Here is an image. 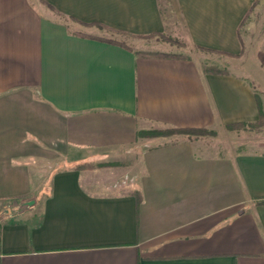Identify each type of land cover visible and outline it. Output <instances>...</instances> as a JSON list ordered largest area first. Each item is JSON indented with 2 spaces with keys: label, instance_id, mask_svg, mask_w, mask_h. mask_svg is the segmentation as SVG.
<instances>
[{
  "label": "crops",
  "instance_id": "obj_1",
  "mask_svg": "<svg viewBox=\"0 0 264 264\" xmlns=\"http://www.w3.org/2000/svg\"><path fill=\"white\" fill-rule=\"evenodd\" d=\"M255 1L0 0V264H264V142L218 143L264 119Z\"/></svg>",
  "mask_w": 264,
  "mask_h": 264
},
{
  "label": "rangeland",
  "instance_id": "obj_2",
  "mask_svg": "<svg viewBox=\"0 0 264 264\" xmlns=\"http://www.w3.org/2000/svg\"><path fill=\"white\" fill-rule=\"evenodd\" d=\"M259 3V0H256L252 6V10L250 11V14H254L255 17V30L252 32V38L254 37H264V5L260 8V10L255 11L256 9V5ZM165 38L159 37L156 39L150 38V37H144L142 39H146L145 41H137L139 43V46L143 45L146 46V44H149V47L155 43V42H162V43H168L170 44V46H172V48L174 49H182V42L180 40H177L175 38H172L170 36L164 35ZM167 38H172L173 40L169 42V40ZM136 42V41H135ZM215 63H217V65L220 68H225L226 70L232 72V73H237L239 75H243V73L238 72L236 70H234L232 67H230V65H228L226 62V60L219 56H211L210 57ZM264 120V119H263ZM230 130L233 129L235 132H232L231 134H229L228 136H224L219 138L218 143H220V145L223 144H238V142H264V126H263V121L262 124H258V122H256L255 124L252 125H247V124H234L232 126L228 127ZM166 129H171V128H166ZM166 129H154L151 131H147L149 132H164V130ZM205 132L203 134L200 135H185L183 133H175V134H151V135H146L143 138L145 139H149V138H155V137H174V136H187V137H212L211 135L213 134V132H209L205 129H203ZM232 138L234 140H232ZM219 145V146H220ZM103 153V152H102ZM137 157V156H135ZM106 158H110V159H106ZM133 156L127 152V155H122L119 153V155L116 154H95L93 156H91L89 159L84 160V162H87L88 164H90V167H95V168H126L129 167L130 165L134 164L136 160L132 159ZM136 159V158H135ZM47 188V186L45 187V189ZM3 211L2 209L0 210V219H2L3 217Z\"/></svg>",
  "mask_w": 264,
  "mask_h": 264
},
{
  "label": "trees",
  "instance_id": "obj_3",
  "mask_svg": "<svg viewBox=\"0 0 264 264\" xmlns=\"http://www.w3.org/2000/svg\"><path fill=\"white\" fill-rule=\"evenodd\" d=\"M90 25H94V24H90ZM146 37H156V38H159V37H162V38H165L164 37V34H159L157 36H146ZM170 41H172L173 39L172 38H167ZM174 41V40H173ZM183 46V45H182ZM181 46V47H182ZM199 50H202V51H208V50H205V49H202V48H198ZM257 105H258V109H259V120H258V124H262V121H263V112L261 110V106H260V102L259 100L257 101ZM247 125H252V124H247ZM229 127V126H228ZM205 131L203 129H192V128H171V129H166L164 130V132L160 133V134H175V133H183L185 135H200V134H203ZM155 133H158V132H138L137 133V137H144L146 135H151V134H155ZM158 133V134H159ZM74 168L77 169V170H89V169H94L95 167H90V164H88L87 162H77L74 164ZM260 204H263L264 203V200L259 202Z\"/></svg>",
  "mask_w": 264,
  "mask_h": 264
}]
</instances>
